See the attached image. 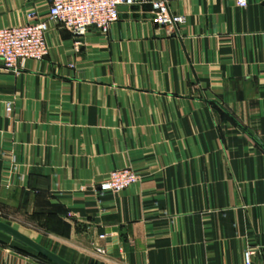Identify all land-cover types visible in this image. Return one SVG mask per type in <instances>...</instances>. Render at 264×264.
Instances as JSON below:
<instances>
[{"label": "crops", "instance_id": "crops-1", "mask_svg": "<svg viewBox=\"0 0 264 264\" xmlns=\"http://www.w3.org/2000/svg\"><path fill=\"white\" fill-rule=\"evenodd\" d=\"M169 1L178 33L123 5L0 68V219L73 264H264V0ZM49 5L0 0V28ZM0 264L55 263L0 231Z\"/></svg>", "mask_w": 264, "mask_h": 264}, {"label": "built area", "instance_id": "built-area-1", "mask_svg": "<svg viewBox=\"0 0 264 264\" xmlns=\"http://www.w3.org/2000/svg\"><path fill=\"white\" fill-rule=\"evenodd\" d=\"M48 18L32 23L0 28V68L17 70L27 59L42 60L48 54L46 33L49 23L60 24L80 43L89 29L107 33L119 19V8L136 3H148L155 13V20L169 33H178L183 17L171 10L169 0H48ZM245 8L247 0H236ZM32 16V15H31ZM23 176H21L22 178ZM140 179L132 168L110 171L98 184V192L117 193ZM254 252L246 250L241 264H253Z\"/></svg>", "mask_w": 264, "mask_h": 264}, {"label": "water", "instance_id": "water-1", "mask_svg": "<svg viewBox=\"0 0 264 264\" xmlns=\"http://www.w3.org/2000/svg\"><path fill=\"white\" fill-rule=\"evenodd\" d=\"M0 231L10 235L18 243L33 249L34 251H36L37 253H39L40 255H42L43 257L47 258L48 260H50L55 264H73L63 259L62 257L58 256L49 249L45 248L41 244L35 242L25 234L21 233L14 227L10 226L9 224L1 220H0Z\"/></svg>", "mask_w": 264, "mask_h": 264}, {"label": "rangeland", "instance_id": "rangeland-1", "mask_svg": "<svg viewBox=\"0 0 264 264\" xmlns=\"http://www.w3.org/2000/svg\"><path fill=\"white\" fill-rule=\"evenodd\" d=\"M1 221H3L2 219H0ZM8 220H11V219H8ZM26 221V220H25Z\"/></svg>", "mask_w": 264, "mask_h": 264}]
</instances>
